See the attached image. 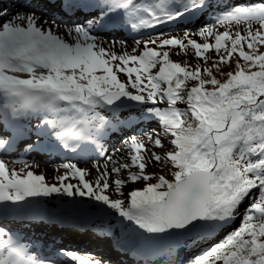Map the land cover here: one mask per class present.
Wrapping results in <instances>:
<instances>
[{"label": "snow or ice", "instance_id": "6c2138e0", "mask_svg": "<svg viewBox=\"0 0 264 264\" xmlns=\"http://www.w3.org/2000/svg\"><path fill=\"white\" fill-rule=\"evenodd\" d=\"M199 4V0H192L191 5L172 11L167 0L147 6H138L133 0H107L102 15L120 14L137 30L170 22ZM18 7L24 9L23 4ZM92 23L66 25V35L74 41L70 43L55 31L60 27L55 20H39L26 9L10 15L9 9L0 7V92L11 100L0 112V149L11 147L22 123L28 121L63 149L77 152L90 144L104 160L103 170L99 163L93 165L97 174L94 182L85 178L90 174L88 169L70 163L64 165L69 171L53 184L47 183L43 174L26 170L31 167L27 163L17 170L0 160V204L13 205L19 212L31 198H88L134 226L130 250L141 257L158 256L161 262L167 257L173 264L174 244L164 245L156 238L195 227L198 222L226 221L244 199L251 198L241 226L199 256L196 264H264V52L259 50L264 46V0L237 3L215 22L222 27L245 24L246 35L239 30L234 34L230 30L215 32L212 25H206L198 34L205 39L214 37V44L187 39V33L185 44L178 38L165 39L161 32L155 38L135 41L133 52L140 51L139 55L127 51L118 55L105 48L91 33ZM253 24L258 25L255 30ZM189 45L205 64L210 50L214 49L219 59L212 67L201 70L197 65L188 70L171 61L168 52L157 50L179 46L184 52ZM234 54L240 58L237 70L227 72V80L221 82L212 69L219 72V65L229 63ZM20 73L28 78H21ZM119 73L127 77L126 82ZM189 80L196 82L190 88ZM125 98L145 106L144 114L158 120L161 127L146 133L148 141L155 137V147H162L161 131L173 138L176 150L166 157L178 169L173 180L161 175L156 183H147L153 179L145 172L142 153L147 146L135 136L125 142L131 164H121L105 151L101 141L110 131L113 106ZM163 103L167 107L158 106ZM179 103L186 107H177ZM69 111L80 114V118H70V126L58 115ZM152 157L158 163L164 159L156 152ZM130 167L139 171L129 172L128 179L146 183L129 191L126 205L123 199H112L107 190L110 176H119L122 169ZM69 178L78 182H66ZM112 183L122 195L125 181L115 179ZM254 189L259 194L252 198ZM24 239L13 227L0 223V264H55L32 255ZM57 255L75 264H111L110 258L64 248Z\"/></svg>", "mask_w": 264, "mask_h": 264}, {"label": "rangeland", "instance_id": "374dc122", "mask_svg": "<svg viewBox=\"0 0 264 264\" xmlns=\"http://www.w3.org/2000/svg\"><path fill=\"white\" fill-rule=\"evenodd\" d=\"M16 1L17 0L11 1L10 7L14 11H19L20 9H19ZM100 1H101V3H105V0H100ZM133 2L136 3L138 6H147L149 4L158 3L159 0H133ZM199 2H200L199 5H201L202 2L209 3L208 9L206 10V15H205V18H207V20H203L202 22L195 23V24H188V23H185L182 25L180 24L174 28L167 29L166 31L163 32L164 33L163 38H165V39L178 38V39L184 40L185 44H187V39L196 40L198 43H201V44H203L205 42H208L210 44H214V37L210 36V37H207V39H205V37H201L198 34L199 31L201 29H203L206 25H212L213 30L215 32H223L225 30H230L234 34L237 30H239V31H241L242 34L246 35L247 26L245 24L222 27V26H219L215 23L218 17H221L222 15L228 13L233 8V6L228 7L229 9L225 8L224 11H222L223 9L215 8L212 6L213 0H199ZM179 3H180V5H178ZM191 3H192V0H171V1L167 0V4H169L171 6L172 11H176L179 8H182V6L184 4L191 5ZM199 7L200 6H197L196 8H199ZM176 8H178V9H176ZM215 9H217V11ZM192 11L193 10L188 9V11H186V12H192ZM98 16L99 15L90 16L93 18H90L84 24L86 25L89 21H93V24L91 25V28H90L91 33L98 36L99 42L102 43V45L105 48L116 52L118 55L123 54L125 51H127L128 53L139 55L140 51L133 52V49L136 46L135 41L147 40V39H149V37L155 38L156 35L158 34V33L148 34L144 37H141L140 39H136L133 41L126 39L122 33L118 34V35L112 34L109 36H104L103 34H101L99 32L95 33V30L97 29V23L94 22V19ZM51 18H52V20H55V18L57 19L59 17L55 15V16H52ZM252 27H253V30H255V28H257L258 25L253 24ZM159 33H161V32H159ZM186 33H187V39L185 38ZM121 42H123V43H121ZM157 43H159V41H157ZM227 43L230 47L231 42L228 41ZM149 47L155 48V47H157V45L150 44ZM142 49H143V44L140 45V50H142ZM157 50L161 51V52H165V51L168 52L169 53V59L171 61L179 62L182 66H186L188 68V70H194L197 67V65L200 66L201 70H203L204 67H212L213 61L219 59L215 50L214 49L210 50L206 53V55L209 57V59L207 61V64H205L203 59H198L196 57L195 50L190 45L185 49L184 52H181V49L179 48V46H176V47L166 46L163 48H158ZM245 50H247L246 44H245ZM259 50L264 52V46H260ZM221 51L223 54V50H221ZM239 59H240L239 56L237 54H234L229 63H222L219 65V68L220 69H236V61ZM117 63H118V61H117ZM240 63L242 64V60H240ZM213 69H215V68H213ZM157 70H158V67H157V69H153V73H155ZM118 75L120 76L121 80H124L125 82L127 81V77L124 74L119 73ZM219 76L222 79V81H225L228 78L227 75H225V74H223L222 76L219 74ZM205 78H207V77H205ZM195 83H196L195 81L189 80V81H187V86L190 88V87L194 86ZM162 87H164L163 84H162ZM129 90L135 92V90H133L131 88H129ZM158 106L159 107H167L166 103L159 104ZM177 107L185 108L186 105L183 103H179L177 105ZM156 126L157 127H152V129H150L151 131L150 130L146 131L145 134H143V135L135 136L138 140H144V142L147 146V151L142 153L145 157V163L147 164L145 172L147 174L153 176V179L148 181L147 183H156L157 182L156 178H158L161 175H163L166 179L171 181L174 178V172L178 170L175 168V166L172 164L171 161L166 159L168 152L176 150L175 146L171 144V140L173 138L170 135H166L162 131L160 132L162 147H155L154 146L153 141H154L155 137H153V141H148L146 133L152 132V131L157 130L161 127L160 124H158ZM129 139L130 138H127L121 146L116 148V150L119 149V151H116V152H113L110 154L113 156L114 160H118L121 164H131V160L128 159V157L131 155V152H130L129 146L125 143ZM153 152L159 153L162 157H164V159H162L159 163L156 162L155 159H153V157H152ZM251 159L255 160L256 157L251 158ZM11 163H13V162H11ZM94 163H99V165L101 166V170H103V164H104L103 160L95 161ZM94 163L93 164H78L77 165V166L80 165L79 166L80 168L89 170L90 174L86 175L85 178L89 181H92V182H94L97 178L96 170L93 167ZM68 164H70V163H68ZM61 165L62 166H58L55 168L48 167V168H50L49 170L51 171V174H48V173L46 175L44 174L45 175L44 177H45V180L47 183H49V184L57 183L56 178L58 176L64 175L66 172L69 171V169L64 167L65 164H61ZM42 166L45 170L46 169L45 165H42ZM117 166H119V165H117ZM16 167H17V165H16ZM112 167H113V165L110 163L109 164V172H111ZM17 168L20 169L21 167L18 166ZM26 170H28V169H26ZM138 171H139V169L137 167H130L129 169H122L119 176L112 174L109 178L110 188L107 190V194H109L112 199H123V200H125V204L127 205L129 191L132 189L142 188L146 183L143 180H139V181H136L135 183H133L132 181H130L128 179L129 172L135 173ZM115 179H121V180L125 181L124 185H122V187H121L122 195L115 191V185L112 183V181ZM66 182H70V183L75 184L78 181L76 179L69 178V180ZM253 192H254L253 198L258 196V194H259L258 189L252 190V193ZM62 198L64 200L72 199V198H68L66 196H63ZM76 198H78V197H76ZM83 200L88 202L89 204L98 205L99 207L104 208L103 210L105 212L115 214L114 212L107 209L105 206H103L100 203H96L93 200H90L88 198H84ZM78 201H81V200H78ZM243 201H245V199ZM251 202H252V199L246 201L245 204H243V205H245V209L248 207V205ZM244 213H245V210L242 212V214L239 216V218L233 224V225L236 224L235 227L231 228V229H233V231H235L236 229H238L241 226ZM115 217H117V215ZM117 220H119V219H117ZM214 222L218 223V222H223V221H214ZM129 230H130V228H129ZM199 230L204 232V230H207V229H203L202 227H200V229H198V231ZM191 236H194V235H191ZM96 255L98 257H99V255L101 256V254H99V253H96ZM106 258H107V256H106ZM111 264H114V262L111 261ZM185 264H188V263H185ZM217 264H221V262H217Z\"/></svg>", "mask_w": 264, "mask_h": 264}, {"label": "bare ground", "instance_id": "6f19581e", "mask_svg": "<svg viewBox=\"0 0 264 264\" xmlns=\"http://www.w3.org/2000/svg\"><path fill=\"white\" fill-rule=\"evenodd\" d=\"M14 1V0H0V7H6L7 9H9V14L11 15L13 12H15L14 10H12V8L10 7V2ZM88 1H92L93 4L98 3L99 0H82L83 3H87ZM171 1V0H168ZM17 4H23L24 5V9L19 8V11H23V10H28L31 12H34L36 14V17L39 20H47L49 21V23H51L52 20V16L53 14L47 12V11H43V8L40 4L45 3L44 0H36V1H31V0H17L16 1ZM60 3V2H59ZM91 3V2H90ZM48 4V3H46ZM51 8L57 9V3L54 5H50ZM103 6H99L98 8H96V10H100V8ZM100 12V11H99ZM198 12V11H197ZM77 14H79L78 18L76 19V17L74 18H66L65 16L63 17H59V18H55V21L57 22V24H59V28L55 29V31H57V33L61 36H63L65 38V40H67L68 42H74L72 41L67 35H66V25L67 26H72L74 24H84L85 21L81 20V16H83L84 14L81 11H78ZM196 14V13H195ZM196 17L199 19H205V17L203 16L202 13H198L196 14ZM147 18V17H145ZM115 20H118V23H114L111 24L110 27L111 29L113 28V30L119 32L122 31L125 28V31L127 34H131V36H129V38H140L141 36H143L142 34L139 33V29L137 30H133L130 28L128 22L126 19H122L120 14H115ZM173 21V20H172ZM45 27H47V25H45ZM153 27V26H152ZM154 27H158V26H154ZM20 76L22 77H26L28 76L27 74H20ZM116 113L121 112L122 114V118L119 120V122H122L127 128H130L133 124L135 123H143L145 121V119H143V116H137L135 114L134 110L139 109L138 106H136L135 108H130V107H120L119 109L114 107ZM65 112H63V114L61 115L59 113L60 116H65L66 114H64ZM136 113H138V111H136ZM110 120H111V128L113 125H116L115 128H112L111 132H109V134H107V136L109 137V141L114 142V138H117L119 136H121L123 133H125V130H118L117 126H118V120L115 119V117L113 115H110ZM70 126V125H69ZM22 127V125H21ZM141 128H143V126L141 125ZM140 128V129H141ZM138 129V131L140 130ZM144 131V130H143ZM51 138V136H49ZM122 138V137H121ZM120 138V139H121ZM24 139V137H23ZM52 139V138H51ZM89 144H84L81 148L80 153H78V156L82 155V152L88 150ZM34 154L40 157H44L50 161H56L57 159L55 157H53L52 155L46 154V153H38L36 151H34ZM79 161V160H77ZM24 163H27L29 165H31L30 168H28V170L33 171L35 174L39 175V174H51V171L49 170L50 168H48V166H45V170L43 168L42 163L38 162V161H32V159H25L24 161H21V164H19L18 166L22 167L24 166ZM8 167L11 169L13 168L12 165L7 164ZM17 166V167H18ZM16 167V166H15ZM79 167V166H78ZM44 175V176H45ZM51 200H53V202H55L57 199H54V197H49ZM57 198V197H55ZM76 200V199H74ZM67 203L71 204L69 201H67ZM71 205H76V204H71ZM47 214L49 213H44L43 215H41V217L34 223H44L47 222ZM86 222V220H84ZM125 224V223H124ZM123 224V227H124ZM58 225L56 224V226H47L48 229V233L45 231V236L47 237V241L48 243H52V242H57V239L55 237H51L54 236L57 233L61 234L60 237H62V239L60 241L57 242L58 246L64 247L65 243H72V244H76V249H78L79 245L78 243H89L91 245H93L95 247L94 243H99L101 246V250H97V248L94 249L95 253L98 251H102V254H106L108 255H112L113 257H122V254L120 253V251L118 250V248H116V244L120 243L123 246H125V250H129V241L134 237L133 234H129L127 233V231L125 229L123 230H119V223H117L116 220L114 219H103V220H99V219H94L93 221V226L89 229V230H76V229H70V228H66L67 230H62ZM99 229V231H105L107 233H109L108 236L102 237V238H98L95 234V230ZM65 231V232H63ZM63 234H62V233ZM33 233L31 231H28V238L31 239V237H36L35 235H32ZM122 237H121V235ZM42 238V239H40ZM36 240L38 242H42L43 243V237H41L40 235L37 236ZM87 246H85L86 248Z\"/></svg>", "mask_w": 264, "mask_h": 264}, {"label": "trees", "instance_id": "16d2710c", "mask_svg": "<svg viewBox=\"0 0 264 264\" xmlns=\"http://www.w3.org/2000/svg\"><path fill=\"white\" fill-rule=\"evenodd\" d=\"M243 63H244V62L242 61V64H243ZM212 70H213V74L216 76V78L219 79V80H221V82H223L222 79L220 78L219 74H220L221 76H222L223 74L226 75L227 72H229V71L235 72L237 69H220L219 72H217L216 69H212Z\"/></svg>", "mask_w": 264, "mask_h": 264}, {"label": "water", "instance_id": "95a60500", "mask_svg": "<svg viewBox=\"0 0 264 264\" xmlns=\"http://www.w3.org/2000/svg\"><path fill=\"white\" fill-rule=\"evenodd\" d=\"M201 222H198L196 225H195V227H189L188 229H186V230H172V233L173 234H183V233H187V232H189V231H192V230H194L199 224H200Z\"/></svg>", "mask_w": 264, "mask_h": 264}]
</instances>
